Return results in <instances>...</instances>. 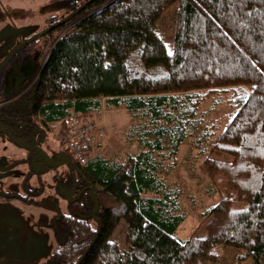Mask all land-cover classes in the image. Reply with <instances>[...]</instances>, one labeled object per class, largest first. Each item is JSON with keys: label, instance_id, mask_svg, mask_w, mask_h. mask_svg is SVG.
I'll list each match as a JSON object with an SVG mask.
<instances>
[{"label": "trees", "instance_id": "1", "mask_svg": "<svg viewBox=\"0 0 264 264\" xmlns=\"http://www.w3.org/2000/svg\"><path fill=\"white\" fill-rule=\"evenodd\" d=\"M52 8L47 28L55 27L19 49L28 75L0 90V103L22 93L0 105V126L26 143L57 138L73 159L69 121L124 108L136 150L106 155V140L86 164L75 161L61 186L85 191L49 224L57 246L43 264H264V0H60ZM172 16L169 37L160 26ZM220 105L225 113L211 116ZM184 143L202 161L210 197L218 195L201 212L202 237L197 228L179 236L184 191L168 179ZM122 222L125 247L116 237ZM229 246L239 251L223 261Z\"/></svg>", "mask_w": 264, "mask_h": 264}, {"label": "rangeland", "instance_id": "2", "mask_svg": "<svg viewBox=\"0 0 264 264\" xmlns=\"http://www.w3.org/2000/svg\"><path fill=\"white\" fill-rule=\"evenodd\" d=\"M57 1L60 0H0V50L12 48L13 51L24 38L47 28V18L57 13L52 8ZM171 9L167 12L168 16L173 14ZM172 18L173 16L171 19L167 17L166 23L160 26L167 36L172 31ZM167 36H164V41L170 46L172 39ZM6 56H0V64ZM25 59L26 55L22 50L10 57L0 70V90L16 87L28 75L32 67L24 64ZM213 105L212 101L204 103L200 111L212 110ZM218 112L225 113L222 105L211 116ZM99 121L108 131L104 146L106 155L125 156L126 152L134 153L136 143L129 142L126 131L132 118L126 109L112 107L103 110ZM40 144L50 154L61 147L60 140L50 136ZM189 152L188 143H184L178 155L177 168L168 177L184 191L181 202L186 220L179 228V236L183 238L195 234L196 228L197 235H205V220L201 212L218 199L217 193L216 198L209 195L207 173L202 161L188 157ZM192 154L190 153L191 156ZM39 156L35 150L21 147L0 133V264H43L56 249L54 229L49 224L60 213L67 212L69 199L61 185L67 177L68 167H49L42 172L36 163L28 161L30 157L36 160ZM212 156L232 161V157L218 152H213ZM26 178L27 186L24 187ZM3 194L33 200L31 203H24L19 198H8ZM122 223L116 237L121 247H125L126 226L125 222ZM238 251L235 247H227L223 261L231 262Z\"/></svg>", "mask_w": 264, "mask_h": 264}, {"label": "built area", "instance_id": "3", "mask_svg": "<svg viewBox=\"0 0 264 264\" xmlns=\"http://www.w3.org/2000/svg\"><path fill=\"white\" fill-rule=\"evenodd\" d=\"M70 125L66 144L76 161L85 162L100 152L99 146L108 137V131L104 125L95 119L84 118H76L71 121Z\"/></svg>", "mask_w": 264, "mask_h": 264}, {"label": "flooded vegetation", "instance_id": "4", "mask_svg": "<svg viewBox=\"0 0 264 264\" xmlns=\"http://www.w3.org/2000/svg\"><path fill=\"white\" fill-rule=\"evenodd\" d=\"M41 32V31H40ZM44 32V31H43ZM42 33V32H41ZM41 33H39V34H41ZM39 34H36L35 36H37V35H39ZM35 36H31L32 38H34ZM32 38H30V39H32ZM30 39H28V40H30ZM27 41V40H26ZM26 41H23V42H21L20 44H23V43H25ZM32 41H35V40H32ZM32 41H30V42H32ZM30 42H28V43H30ZM27 43V44H28ZM19 44V45H20ZM18 45V46H19ZM24 45H26V44H24ZM17 46V47H18ZM17 47H14V49L15 48H17ZM22 48V47H21ZM20 48V49H21ZM19 50V49H18ZM17 50V51H18ZM17 51H15V52H17ZM11 52H12V50H11ZM11 52H9V53H11ZM15 52H13L12 54H11V56L15 53ZM9 53H7V54H4V56L5 55H8ZM10 56V57H11ZM10 57H9V59H10ZM8 59V60H9ZM7 63V62H6ZM5 66V65H4ZM3 66V67H4ZM2 67V68H3ZM22 94V93H21ZM21 94H18L17 96H15L14 98H12V99H10V100H7V101H4V102H2V103H0V105L1 104H5V103H7V102H10L11 100H13V99H15V98H17L18 96H20ZM0 128H2V129H5L8 133H2V132H0V133H2V134H4L5 136H7V137H9L10 139H12L9 135H11V136H13L18 142H20V143H22V144H33V145H37V146H39L40 148H42L41 147V142L43 141V140H45L46 138H45V136H43L42 135V133L41 134H38V135H36L35 136V140H33L34 142H30V143H26L24 140H26L27 139V135H23V134H18V133H16L17 135H14L13 133H11L10 132V130L8 129L9 127H8V125L6 126H3V127H1L0 126ZM9 134V135H8ZM31 139V138H30ZM13 140V139H12ZM17 143V142H16ZM18 145H20V144H18ZM21 146V145H20ZM22 147V146H21ZM28 149H33V150H35L36 151V153H39V157L36 159V160H34V158H32V157H30L29 159H28V161L32 164L33 162L34 163H36L37 164V166H38V169H41L42 171L43 170H45V167H48V166H51V167H53V165H51V164H49V163H47L46 161H45V158H44V156H43V154L41 153V152H39L37 149H34V148H28ZM43 149V148H42ZM44 150V149H43ZM47 152V154L53 159V160H55V161H61L62 160V158H63V156H64V154H66V153H64V152H62L61 150H60V148H58L55 152H54V154H50L48 151H46ZM67 155V154H66ZM68 157L71 159V163L73 164L74 163V165L73 166H75V161L68 155ZM62 166H67L68 167V174H67V179H68V177L69 176H71L72 177V170H71V167H70V165L69 164H64V165H62ZM49 168V167H48ZM47 168V169H48ZM32 170H35L34 168L32 169ZM66 179V180H67ZM65 180V181H66ZM73 183H75V181L73 180ZM62 188H63V190H65V193H66V196L68 197V199H69V202H68V204L70 203V202H74L78 197H80L81 196V194L85 191L84 189H82V190H78L77 189V185H76V188H75V193H74V195H72L71 196V199L69 198V195L72 193V191H73V189H71V190H68L67 189V187H66V185L65 186H61ZM67 210H68V208H67Z\"/></svg>", "mask_w": 264, "mask_h": 264}, {"label": "water", "instance_id": "5", "mask_svg": "<svg viewBox=\"0 0 264 264\" xmlns=\"http://www.w3.org/2000/svg\"><path fill=\"white\" fill-rule=\"evenodd\" d=\"M55 27V26H53ZM53 27L47 29L46 31L42 32L41 34L35 36L34 38L30 39V40H27L25 43L23 44H20L17 48H15L11 53H9L6 58L4 59V61L0 64V70L2 69V67L6 64V62L8 61L9 57L11 56V54L15 51H17L18 49H20L21 47L24 46V44H27L28 42L32 41V40H36L38 37H41L43 35H45L47 32H49ZM0 132L2 133H8L5 129H2L0 128ZM9 135V134H8ZM15 142H17L18 144H20L22 147L28 149V148H34V149H37L39 152H41L43 155H44V158H45V161L51 165H53V167L55 166H62L64 164H71V170L74 169V167L72 166V163H71V159L68 157V155L64 154L63 158L61 161H55L53 160L45 151H43L42 148H40L39 146L37 145H33V144H22L20 142H18L13 136L9 135ZM75 193V188L73 189L72 193L69 195V198L71 199V196L74 195ZM94 201L96 203V209L94 211V217H95V214L97 213L98 211V208H99V205L98 203L96 202L95 198H94Z\"/></svg>", "mask_w": 264, "mask_h": 264}, {"label": "bare ground", "instance_id": "6", "mask_svg": "<svg viewBox=\"0 0 264 264\" xmlns=\"http://www.w3.org/2000/svg\"><path fill=\"white\" fill-rule=\"evenodd\" d=\"M76 118H83V117H79V116H77V117H75V119ZM71 121H73V119H71L70 121H69V129H71V125H70V123H71ZM101 123V122H100ZM102 124V123H101ZM103 125V124H102ZM69 134V133H68ZM107 134H108V132H107ZM68 137V136H67ZM66 140H67V138H66ZM87 150H89L90 151V149H87ZM44 151V150H43ZM87 154H89V152H87ZM44 156V155H43ZM91 159V157L90 158H88L85 162H82V161H77V162H79V163H81V164H86L89 160ZM72 166H73V164H72ZM70 167H71V164H70ZM74 167V166H73ZM72 171H74V169L72 170ZM74 188H76V186H74ZM73 188V189H74Z\"/></svg>", "mask_w": 264, "mask_h": 264}]
</instances>
